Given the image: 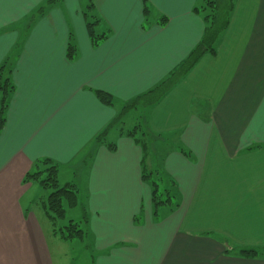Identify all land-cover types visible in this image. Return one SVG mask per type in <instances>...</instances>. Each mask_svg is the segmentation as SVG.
Masks as SVG:
<instances>
[{
    "label": "crops",
    "instance_id": "obj_1",
    "mask_svg": "<svg viewBox=\"0 0 264 264\" xmlns=\"http://www.w3.org/2000/svg\"><path fill=\"white\" fill-rule=\"evenodd\" d=\"M46 2L0 0L13 88L0 129V264H54L51 251L78 240L52 226L47 236L48 194L22 182L45 158L58 174L71 168L87 227L116 229L86 236L91 264H264L239 252L264 248V0L230 1L213 54L201 45L204 0ZM174 72L152 103L138 99ZM136 100L120 119L135 109L143 129L109 128L97 142Z\"/></svg>",
    "mask_w": 264,
    "mask_h": 264
},
{
    "label": "trees",
    "instance_id": "obj_2",
    "mask_svg": "<svg viewBox=\"0 0 264 264\" xmlns=\"http://www.w3.org/2000/svg\"><path fill=\"white\" fill-rule=\"evenodd\" d=\"M47 4L52 3L55 0H46ZM231 0H204V4L200 6L202 9H208L207 13L204 14V20L206 23V27L204 29V34L201 40V45L205 51H208L210 53H215V42L218 39L220 33L224 31L228 24H229V15L232 9V6L230 5ZM211 7V8H210ZM42 8V7H41ZM39 8L38 11L41 9ZM197 10V9H195ZM144 12H147V8H145ZM92 23L87 22V28L89 29L90 26H92ZM89 34L91 36V39L93 42L98 41L101 36H95L91 30H88ZM203 50H195L188 58L187 61L183 64L182 69L185 72L189 67H191L196 60L200 57ZM74 53V47L69 44L67 49L68 56H71ZM5 66L0 67V91H2V101L0 104V129L4 123V117H3V111L6 108V96L10 94L12 91V87L9 83V81L5 77ZM176 72L172 74V76L168 77L166 80H164L162 83L157 85L155 88L149 90L148 92L142 94L139 96L138 99H145L147 96H151L148 103H152L154 101V97H158L161 95L165 90H167L172 84L176 82ZM97 96L99 99L106 103V104H112V96L106 92L102 91H96ZM153 95V96H152ZM132 102L130 105L126 106L118 112L117 116L114 117L112 122H110L107 127L97 135L96 141L101 142L103 141V136L105 132L110 128L113 127L117 121V119H120L121 115L124 114L126 109L128 107L133 106ZM119 129V134L123 133L124 130L121 128ZM128 135H131L132 132L127 133ZM109 147L114 148L111 144ZM35 168L31 171H28L26 175L23 177L22 182H30L39 185L40 187L44 189H50V192L47 196V215L48 220L51 221V225L53 227L54 231H59L58 233L62 235L64 239H72V238H83L85 235V230L80 226L79 222H73L68 221V224L66 227H64L65 230L57 229L55 228V220L64 218L66 208H73L78 203V189L75 186L74 183H65L63 185H60L58 182L57 174H58V164L53 162L50 159H42L38 160L35 163ZM149 174L143 175V177H147ZM152 175V174H151ZM153 193V192H152ZM155 197V191L154 196ZM155 199V198H154ZM173 199V196H172ZM157 201V198L154 200V202ZM173 206V202H172ZM85 221V220H83ZM239 252L242 256L247 257H255L257 255L263 254L264 255V248H239Z\"/></svg>",
    "mask_w": 264,
    "mask_h": 264
},
{
    "label": "rangeland",
    "instance_id": "obj_3",
    "mask_svg": "<svg viewBox=\"0 0 264 264\" xmlns=\"http://www.w3.org/2000/svg\"><path fill=\"white\" fill-rule=\"evenodd\" d=\"M200 9L201 11L205 12L208 10L209 12V8L208 9L200 8ZM143 123H144L143 117L140 114H138L137 110L132 109L131 111L127 113V115L122 116L121 119H118L113 127H110L111 128L110 135H112L113 137L114 136L113 134H115L116 130L120 128L121 126L123 127L122 129L131 131V129L132 130L137 129V124H140L141 125L140 128L143 129L142 127ZM135 135L138 136V134H135ZM70 173H71L70 167H66V169H59V174H58L59 181L58 182L60 185H63L66 181L69 180ZM41 190H43V192H46V195L49 194L50 192V189L42 188ZM41 194L42 193L40 191V195ZM83 200L84 199L82 198V196H80L79 204L76 207L74 208L65 207L66 209L65 216L64 218L55 220V228L65 230L64 227H66V225L68 224V221L71 220L73 222H79L80 226L85 230V232H88V235L86 234L84 235L85 238L83 239V241L79 240L78 238V240L72 239V241H67L66 243H64L63 244V249H64L63 254L57 251H51L54 264H91L90 249L88 247V239L86 238V236L87 237H93V236L105 237V235L108 232L116 231V229H112V230H100L99 232H96L93 229L92 224H89L87 227V225L83 221L84 212H83V209L81 208V204ZM39 201L40 200H38V203ZM172 202H173V205L177 204L176 197L173 196ZM38 213L42 217L44 229L47 233V236L49 238H52L50 235V226H52L51 221L46 220V218L43 216L40 209L38 210ZM50 245L53 246V244H50ZM91 248H93V246H91Z\"/></svg>",
    "mask_w": 264,
    "mask_h": 264
}]
</instances>
